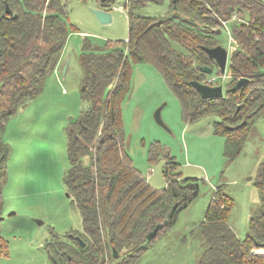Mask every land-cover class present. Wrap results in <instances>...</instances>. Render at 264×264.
<instances>
[{
	"label": "trees",
	"instance_id": "1",
	"mask_svg": "<svg viewBox=\"0 0 264 264\" xmlns=\"http://www.w3.org/2000/svg\"><path fill=\"white\" fill-rule=\"evenodd\" d=\"M112 1L101 2L102 8L108 10ZM164 1L129 0L124 4L126 40L110 41L104 51L83 43L78 57L82 71L79 94L88 102V109L65 127L69 167L64 176V185L80 213L82 233L68 234L63 241L54 234L45 243L53 264H134L200 193L201 180L173 172L176 163L169 155L162 189L153 188L133 167L120 111V101L129 91L132 64H147L162 75L177 97L186 123L217 117L216 132L225 139L224 154L229 160L241 151L250 133V119L264 108V75L254 77L264 73V0H167V15L139 13L148 2ZM66 3L0 0V220L10 154L3 133L21 106L43 91L58 66L69 34ZM6 6L11 15L5 13ZM234 14L243 22L231 25L236 46L230 56V73L234 81H248L236 91L233 84L220 98L201 99L189 82L203 81L200 67L216 68L204 48L220 45L221 23ZM149 154V159H155L154 146ZM84 156L88 163L82 161ZM255 187L261 203L242 239L227 223L233 198L222 185L214 188L204 217L193 230L204 245L197 264H264L263 167ZM168 214L163 229L147 241L146 235Z\"/></svg>",
	"mask_w": 264,
	"mask_h": 264
},
{
	"label": "rangeland",
	"instance_id": "2",
	"mask_svg": "<svg viewBox=\"0 0 264 264\" xmlns=\"http://www.w3.org/2000/svg\"><path fill=\"white\" fill-rule=\"evenodd\" d=\"M128 1L113 0L108 7L112 21L101 24L92 11L104 9L101 0H67L69 34L60 63L43 91L5 127L3 139L11 150L2 187L0 264H53L45 243L54 234L63 241L68 234L82 233L80 213L64 185L69 167L65 127L88 109V102L79 94L82 71L78 57L84 41L104 51L108 42L126 40L127 16L120 6ZM139 13L167 15L168 2H148ZM232 24L220 30L217 37L228 53L224 73L215 69L202 81L222 85L223 95L237 82L230 73ZM160 106L165 128L154 119ZM120 111L127 154L153 188L165 187L167 155L176 163L173 172L201 180L198 197L177 214L174 225L161 232L134 264H197L204 245L193 230L203 219L217 185L233 198L227 223L239 238H244L249 219L261 203L255 181L259 168H264V108L250 119V133L231 160L224 154V137L216 132L219 119L211 116L186 123L177 97L162 75L147 64L131 65L130 87L120 101ZM153 146L156 156L149 159ZM81 159L88 163L87 156Z\"/></svg>",
	"mask_w": 264,
	"mask_h": 264
},
{
	"label": "water",
	"instance_id": "3",
	"mask_svg": "<svg viewBox=\"0 0 264 264\" xmlns=\"http://www.w3.org/2000/svg\"><path fill=\"white\" fill-rule=\"evenodd\" d=\"M104 0H101V2H103ZM175 0H173L174 2ZM97 21L101 24H108L112 21V16L109 13V11L105 10V9H94L92 10ZM5 13L11 15L12 12L11 10L8 8V6L5 7ZM13 17H16V15H13ZM204 51L206 52L207 56L213 60L215 67L218 68V70L220 71V74L224 73L225 70V66H226V60H227V56L228 53L227 51L221 46V45H217L213 48H204ZM63 72H65L66 66H64L63 68ZM200 72L206 74V75H211L213 70L210 67L207 66H202L199 68ZM261 75H264V73H258L255 74L254 77H260ZM248 81L247 78H240L237 80V82L235 83V85L233 86L232 90L236 91L238 89L241 88V86L246 83ZM189 85H191L194 90L199 94L201 99H209V98H220L223 96V87L222 85H209L207 83H203V82H198V81H190ZM27 105L24 104L21 106L20 111H22L25 106ZM163 107L160 106L159 108L156 109L155 113H154V119L157 122L158 125H160L161 127L165 128V125L161 119V109ZM72 119V118H70ZM11 150V148H10ZM170 217V214H168L165 218V220L162 223L157 224L156 226H154V228L146 235V240L147 241H151L153 240L157 233L163 229V227L165 226V224L167 223L168 218ZM40 223V222H38ZM76 240L79 243L80 247H83L84 243L83 241L76 237ZM113 256L117 257L116 252L113 250Z\"/></svg>",
	"mask_w": 264,
	"mask_h": 264
},
{
	"label": "built area",
	"instance_id": "4",
	"mask_svg": "<svg viewBox=\"0 0 264 264\" xmlns=\"http://www.w3.org/2000/svg\"><path fill=\"white\" fill-rule=\"evenodd\" d=\"M126 1H128V0H126ZM120 8H123L124 9V6L122 5V6H120ZM125 10V9H124ZM231 22H243L242 21V19L237 15V14H234L232 17H231V19L230 20H228V21H223L221 24H222V28L221 29H223V28H227V26H228V24L229 23H231ZM230 41L232 42V44H234V48H235V46H236V41L234 40V38H233V35H232V32H231V34H230ZM234 48H233V50H234ZM232 50V51H233ZM208 83V82H207Z\"/></svg>",
	"mask_w": 264,
	"mask_h": 264
},
{
	"label": "flooded vegetation",
	"instance_id": "5",
	"mask_svg": "<svg viewBox=\"0 0 264 264\" xmlns=\"http://www.w3.org/2000/svg\"><path fill=\"white\" fill-rule=\"evenodd\" d=\"M215 69L218 70V68H215ZM215 69H214V70H215Z\"/></svg>",
	"mask_w": 264,
	"mask_h": 264
},
{
	"label": "crops",
	"instance_id": "6",
	"mask_svg": "<svg viewBox=\"0 0 264 264\" xmlns=\"http://www.w3.org/2000/svg\"><path fill=\"white\" fill-rule=\"evenodd\" d=\"M98 9H100V8H98ZM108 11V10H107ZM59 63H60V61H59Z\"/></svg>",
	"mask_w": 264,
	"mask_h": 264
},
{
	"label": "bare ground",
	"instance_id": "7",
	"mask_svg": "<svg viewBox=\"0 0 264 264\" xmlns=\"http://www.w3.org/2000/svg\"><path fill=\"white\" fill-rule=\"evenodd\" d=\"M17 158V157H16Z\"/></svg>",
	"mask_w": 264,
	"mask_h": 264
}]
</instances>
